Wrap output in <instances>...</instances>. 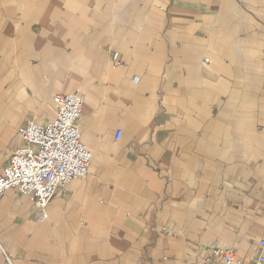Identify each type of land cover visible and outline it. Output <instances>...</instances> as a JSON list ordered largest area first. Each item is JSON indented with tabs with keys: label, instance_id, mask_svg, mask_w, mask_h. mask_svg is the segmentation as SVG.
<instances>
[{
	"label": "crops",
	"instance_id": "0c3cea01",
	"mask_svg": "<svg viewBox=\"0 0 264 264\" xmlns=\"http://www.w3.org/2000/svg\"><path fill=\"white\" fill-rule=\"evenodd\" d=\"M74 92L89 173L45 210L0 197V264H254L264 0H0V175Z\"/></svg>",
	"mask_w": 264,
	"mask_h": 264
},
{
	"label": "built area",
	"instance_id": "2783aa9c",
	"mask_svg": "<svg viewBox=\"0 0 264 264\" xmlns=\"http://www.w3.org/2000/svg\"><path fill=\"white\" fill-rule=\"evenodd\" d=\"M114 60L118 61V55ZM84 103L80 92L56 94L53 96L54 120H28L18 127L22 144L13 151L0 175V197L8 189L17 188L37 208L45 210L59 187L88 175L93 153L82 142L79 122ZM120 136L121 131H117L116 140ZM43 217H47L45 212ZM212 247L213 256L222 254L226 264L235 262L233 249ZM7 262L12 264L10 258ZM254 264H264V238Z\"/></svg>",
	"mask_w": 264,
	"mask_h": 264
}]
</instances>
